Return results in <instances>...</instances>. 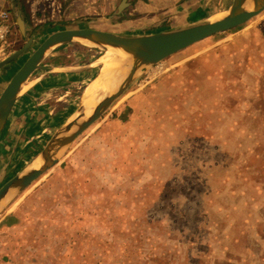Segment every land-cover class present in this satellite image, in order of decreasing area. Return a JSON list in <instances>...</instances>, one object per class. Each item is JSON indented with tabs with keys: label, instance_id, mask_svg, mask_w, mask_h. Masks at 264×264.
Wrapping results in <instances>:
<instances>
[{
	"label": "rangeland",
	"instance_id": "1",
	"mask_svg": "<svg viewBox=\"0 0 264 264\" xmlns=\"http://www.w3.org/2000/svg\"><path fill=\"white\" fill-rule=\"evenodd\" d=\"M205 1L209 7L210 2L215 6L210 10L214 11L212 14L225 10L230 3V0ZM8 26L7 46L0 59L10 56L25 44L10 14ZM41 30L30 28L28 34L35 36L31 47L3 68L5 81L0 85V92L10 80L9 74L16 71L45 40L44 30ZM56 30L60 28L53 27L48 31L54 33ZM243 31L244 28H238L195 44L192 53H187L190 50L177 53L137 79L72 144L59 163L14 200L13 208L16 209L23 207L31 198L27 207L35 209L47 222L38 226L42 228L43 225L41 240L34 227L15 234L11 240L9 234L0 232V264H217L211 261L213 257L201 254L204 247H212L216 231L211 227L216 222L217 210L223 214L225 209H253L247 190L257 199L255 209L259 214L255 218L254 234L264 239V125L259 126L256 121L264 122L263 118L241 119L240 123L248 131L237 133L236 129L241 128L237 127L232 112L240 107L237 96L241 87L237 79L231 78L237 69L244 71L245 63L242 66L238 56L230 52H226L227 56L220 54V45L230 42ZM72 45L89 50L90 55L94 51L79 44ZM57 49L43 60L42 66L50 69L72 62L73 66L84 63L79 50L73 52V47L66 48L71 53L67 50L63 54ZM95 54L98 56L100 52ZM218 67L223 68L220 71L229 80L226 89L218 86L215 77ZM98 69L97 66L80 77L49 75L39 71L30 77L33 81L52 78L48 79L47 89L30 84L25 91L26 94L36 93L34 102L29 106L36 114L30 113L29 120L25 117L21 119L19 132L10 138V148H5L3 157L0 155V187L20 172L65 122L67 115L52 117L45 114L44 107L49 100L62 96L66 89L69 93L67 97L72 100L68 112H74L84 88L95 78ZM64 84L68 86L64 88ZM37 93L40 96H36ZM47 94L49 100L45 102ZM183 108L188 109L185 110L188 116L182 114L176 119L174 115ZM131 112L134 117L129 123H124L123 119H130ZM147 113L151 116L154 113V126L159 128L154 137L131 157L129 154L138 143L133 139V148L125 150L120 143L125 140H121V133L126 131V127L137 131V127L145 122ZM191 119H195L192 122L196 123H191ZM184 120L189 126L181 134L182 141H188L195 147L201 143L204 146L212 143L219 153L210 149L183 151L179 147L174 152L172 143L178 137L168 136L164 131L167 124L183 123ZM49 122L51 124L46 126ZM144 124L151 125L148 119ZM199 124L205 134L198 129ZM228 126H235L234 130L230 132ZM247 149L252 151L246 154ZM175 154L185 157L178 165L174 163ZM206 155L213 163L210 164L212 169L208 170L210 174L205 181L201 180L205 182L206 189L202 204L204 220L198 223L201 229L191 232V229L184 228L183 209H170L159 202L169 199L180 188L169 181L175 178L180 167L183 173L194 178L198 173L199 158ZM106 156L110 162L106 163ZM214 172H220L227 178L223 187L218 184L223 179H217L216 174H211ZM119 175L127 176L128 181L122 180ZM253 178L254 186L251 185ZM48 179L50 193H58L63 198L58 204L50 194L37 193ZM243 191L246 195L242 194ZM165 206L166 209H159ZM162 213L164 220L158 219ZM169 221L172 222L166 224ZM240 223L238 218L236 224ZM199 239L208 244L202 247ZM191 241L192 245H187ZM223 242L222 248L226 249V241ZM26 245L32 253L24 252ZM257 258L262 263L264 252Z\"/></svg>",
	"mask_w": 264,
	"mask_h": 264
},
{
	"label": "crops",
	"instance_id": "2",
	"mask_svg": "<svg viewBox=\"0 0 264 264\" xmlns=\"http://www.w3.org/2000/svg\"><path fill=\"white\" fill-rule=\"evenodd\" d=\"M23 15L25 17V22L29 25L30 28L42 29L43 35L48 37L51 32L48 34H44L48 32L50 28H60V30L67 29H91V30H103V32H110L116 34H125V35H144V34H153L162 31H166L169 29H174L177 27H183L189 24H192L196 21H192L193 14L195 13H204L205 15H211L214 11H210L213 7V3L210 2L211 7H209V3L205 0H129V7L123 11L120 15L116 17H111L114 13L113 9H117L122 0H20ZM208 1V0H207ZM16 0H0V14L2 12H7L12 17L14 23V7ZM208 3V5H207ZM231 3V0H230ZM229 3V4H230ZM229 6V5H228ZM209 7V8H208ZM207 18H203L204 20ZM118 20V21H117ZM198 20V21H201ZM118 23L125 24V29H117L115 26ZM127 25V26H126ZM101 26V27H100ZM100 27V28H99ZM108 28V30H106ZM244 28V31L234 36L231 41H226L221 46V56H227L228 53H232L234 56L237 55L238 61L242 62V66L245 63L244 71L240 72L238 69L236 70V74L232 75L231 80L237 79L241 90L239 91V95L237 96V102L240 103V107L235 108L232 112V116L237 121V127H240L241 130L236 129L237 133H243L246 130L245 125L240 123L241 119H245L249 117L250 119H259L263 118L264 122V13L260 14L255 19H252L251 22L247 25H244L240 29ZM105 29V30H104ZM209 40V39H206ZM204 42V41H202ZM201 43V42H200ZM196 45H193L186 50H190L187 53H192V49ZM203 46V45H201ZM207 45L203 46L206 47ZM74 48L80 51L81 57L85 65L73 66L74 64L63 65L59 67L60 69H76L86 67L93 62L95 59L92 58L89 54V50H85L83 47L75 45H63L59 52L66 53V48ZM184 50V51H186ZM194 50V49H193ZM219 50V49H218ZM14 51V50H13ZM12 51V52H13ZM71 50H69V53ZM196 51V49H195ZM183 52V51H182ZM186 53V54H187ZM4 54V52H3ZM76 54V53H75ZM79 54V55H80ZM176 55V54H175ZM173 55V56H175ZM2 56V53H0ZM81 57L79 59H81ZM171 58V57H170ZM78 59V60H79ZM3 60L0 59V61ZM93 60V61H92ZM87 63V64H86ZM52 68H58L57 66H53ZM94 68H88L83 71H79L76 73H64V72H53L49 75L55 74L56 76H82V74H86L91 72ZM241 69L243 67H240ZM223 68L218 67L216 69L215 77L217 80L218 86H222V89H226L229 84V80L224 76ZM4 69L0 70V85L4 82V74L2 73ZM99 71V70H98ZM98 73V72H97ZM4 75V76H3ZM237 77V78H236ZM52 77L48 78L51 79ZM48 79H40L35 80L33 85L43 86L42 88L47 89ZM230 79V78H229ZM43 80V81H42ZM58 80V79H57ZM70 80V79H67ZM71 81V80H70ZM76 81V80H75ZM74 81V82H75ZM91 82V81H90ZM89 82V83H90ZM41 83V84H40ZM88 85V84H87ZM39 86V87H41ZM68 86V84H64L63 87ZM1 87V86H0ZM4 88V87H3ZM45 89H42L44 91ZM221 89V90H222ZM1 90V89H0ZM3 90V89H2ZM65 94L62 96L54 97V99L49 100V95L45 98V102L49 100L44 107V112L49 116H66V120L72 115L71 112H68L69 103L72 101L69 99L68 91L66 89L63 90ZM37 92V89H36ZM1 93V92H0ZM33 94V93H32ZM31 93L24 94L20 96L8 117L5 129L0 137V155L3 157V153L5 152V148H10V138L13 134H17L19 132L20 126L19 122L23 117L30 119V113L36 114L32 109H29L31 102H34V95ZM40 96L39 93H37ZM69 101V102H68ZM185 110L179 114L174 116L182 117V114L187 117ZM199 111V110H198ZM34 112V113H33ZM29 113V114H28ZM69 113V114H67ZM229 113V111H227ZM148 114V113H147ZM154 116V113H153ZM153 116L147 115L145 122L151 123L150 126L145 125L143 122L141 126L137 127V131H132V128L126 127L124 132L121 133V140L125 138L124 141L120 142L121 147L126 149L133 148L134 141L138 143L135 144L136 147L129 154V156H134L133 154L138 153L145 142L148 139H152L155 135L156 129L159 126H154ZM134 117L133 113H130V119H123L124 123H129ZM139 117V116H137ZM65 120V121H66ZM191 123H196L192 122ZM258 122L259 126L264 125L263 123ZM51 123L49 122L46 126H49ZM168 126L165 129V133L168 136L177 135L178 139L176 142L173 141L172 149L175 152L177 148H183V151L189 150H200L210 149L215 151V153H219V149L217 146H214L212 143H208V145H203L202 143L198 146L192 145L188 141H182L183 137L181 134L186 130L189 126L187 120H184L183 123H177L174 125L167 124ZM201 124H199L198 129H200ZM163 127V126H161ZM212 127V126H211ZM211 127H209L211 129ZM235 126H228V130L232 132ZM256 127V125H255ZM202 130L204 134L205 130ZM35 131V129H34ZM22 132V131H21ZM20 132V133H21ZM129 134L131 136H127ZM132 134L135 136L132 138ZM185 135V134H183ZM4 136V139H2ZM188 136L185 135V138ZM127 138V139H126ZM130 139V140H128ZM4 140L3 144L1 141ZM206 142V141H205ZM211 142V141H210ZM252 149H247L246 154H249ZM2 153V154H1ZM176 159L174 158L175 165L181 163L185 157H181L178 154H175ZM206 157V158H205ZM106 163L110 160L106 156ZM197 157H195L196 159ZM212 159L206 156H201L197 162L199 165L198 173L196 171V175L194 178L189 177L186 173H183L182 168L180 167L179 172L175 173L174 179H169L172 185H176L177 191L172 193V196L167 200H162L159 204H164L170 209H183L184 217L183 224L184 228L193 230L201 229V225L198 224L204 220V211H203V197L206 195L205 187V177L208 173L210 164H212ZM54 170V169H53ZM106 171V170H105ZM220 172H214L211 174H216L217 179H223V181L218 184H221L222 187L227 182V178L225 175L219 174ZM95 174V173H93ZM108 174V172H107ZM110 176V175H109ZM119 177H122V175ZM108 178V176H107ZM110 179L112 177L110 176ZM254 181L251 183L254 186ZM122 180L128 181L126 176L122 177ZM202 180V181H201ZM93 181V180H92ZM112 181V180H111ZM204 184V185H203ZM189 186V187H188ZM40 195L50 194L51 198L57 200V204L59 200H63L62 196L58 193H50L49 190V179L40 187L37 191ZM219 193V192H218ZM217 193V194H218ZM243 195H246L244 191ZM53 195V196H52ZM247 197L249 199V204H252L253 209H225V213L222 214L220 210H217L216 214V224L211 227L216 231V236L212 239L211 245L212 247L205 249L201 254L213 257L211 260L213 263L217 264H264V258L261 261L257 260V255H260L264 252V239L259 238L254 234V228L256 224V216L259 214L256 212L255 206L257 205L256 196L250 195L249 190H247ZM31 200L28 199L23 205V207L13 208V202L5 209V211L0 215V232L9 234L11 238L13 236L22 233L25 229L34 227L37 229V237L41 240L42 236V228L38 227L39 224H43V222H47L46 218H43L35 209L29 210L28 203ZM165 207L159 209H166ZM165 213V212H164ZM163 215L159 216L158 219L164 220ZM261 214V212H260ZM241 219L240 224H236V220ZM180 221V219H178ZM178 220H175L179 222ZM264 221V216H263ZM172 221L166 222L171 223ZM181 222V221H180ZM25 234V233H24ZM27 234V233H26ZM14 238V237H13ZM226 241L225 244L227 248H222L224 244L223 241ZM200 244L205 246L208 242H202L199 239ZM192 245V241L188 244ZM215 250V251H214ZM24 252L26 254L32 253L28 249V246H25ZM214 252V253H213ZM191 253V250H189ZM259 253V254H258ZM201 256V255H200Z\"/></svg>",
	"mask_w": 264,
	"mask_h": 264
},
{
	"label": "water",
	"instance_id": "3",
	"mask_svg": "<svg viewBox=\"0 0 264 264\" xmlns=\"http://www.w3.org/2000/svg\"><path fill=\"white\" fill-rule=\"evenodd\" d=\"M16 1L15 25L25 44L20 50L0 61V70L21 57L31 47L35 37L28 34L29 25L25 22L21 1ZM128 7L129 0H122L111 17L120 15ZM263 12L264 0H231L229 6L216 17L154 34L125 35L91 29H67L51 33L23 62L1 91L0 135L23 86L35 72L75 73L96 67L93 62L79 69H48L42 66V62L45 59L44 55L49 51L48 54L67 44H79L101 50L97 47L100 41L105 47H110L114 55L111 70L120 76L121 82L98 101L89 119L83 117L81 95L76 110L55 131L43 149L20 172L0 187V215L19 195L59 163L72 144L144 73L195 44L240 28ZM99 74L100 70L91 82L96 81Z\"/></svg>",
	"mask_w": 264,
	"mask_h": 264
},
{
	"label": "bare ground",
	"instance_id": "4",
	"mask_svg": "<svg viewBox=\"0 0 264 264\" xmlns=\"http://www.w3.org/2000/svg\"><path fill=\"white\" fill-rule=\"evenodd\" d=\"M221 12L222 11L216 12V14H211V15H205L204 13H199L198 12V13L193 14L192 21L199 22L198 20H201L203 18H207V19L210 18L211 19L213 17H216ZM258 16H260V14ZM258 16L254 17L253 19L257 18ZM201 21H203V20H201ZM196 22H194V23H196ZM247 24H245V25H247ZM123 26H125V24H122V23H118L117 22V25L115 26V28H117V29H125V27H123ZM243 26H241V27H243ZM106 30H108V28ZM56 31H60V30H56ZM100 31L103 32V30H100ZM46 33L48 34L49 31L48 32H45V34ZM97 47L100 48L101 50L92 51V53H91L90 56H92V58L95 59V65H96V67L98 66V68H100V69H98V70H100L99 78L96 81L91 82L87 86V89L84 92H82L83 94H81L82 95V103H83V117L85 119H89V117L92 115V110L94 109L95 105H97L98 101L107 92L111 91L115 86H117L119 84V82H121L120 76L117 75L116 73H112V70H111V69H113V62H114L113 61L114 60L113 58H114V55H113L112 51L110 50V47H105L104 45H102V43H100V41L97 43ZM49 52H47L44 55L43 59L47 57L46 55H49L48 54ZM99 52H100V54H99L100 56L99 55L96 56L95 53H99ZM2 55H3V53H2ZM93 55H95V56H93ZM19 67L16 69V71L19 69ZM16 71H13L11 74H9L10 78L13 76V74ZM33 83H34L33 80H31V79L27 80V82L23 86V89L21 90L20 96L24 95L27 87L30 84H33Z\"/></svg>",
	"mask_w": 264,
	"mask_h": 264
},
{
	"label": "built area",
	"instance_id": "5",
	"mask_svg": "<svg viewBox=\"0 0 264 264\" xmlns=\"http://www.w3.org/2000/svg\"><path fill=\"white\" fill-rule=\"evenodd\" d=\"M8 18L9 14L7 12H2L0 14V53H3L7 46V37L10 31Z\"/></svg>",
	"mask_w": 264,
	"mask_h": 264
},
{
	"label": "trees",
	"instance_id": "6",
	"mask_svg": "<svg viewBox=\"0 0 264 264\" xmlns=\"http://www.w3.org/2000/svg\"><path fill=\"white\" fill-rule=\"evenodd\" d=\"M94 51H98L97 49H93Z\"/></svg>",
	"mask_w": 264,
	"mask_h": 264
},
{
	"label": "flooded vegetation",
	"instance_id": "7",
	"mask_svg": "<svg viewBox=\"0 0 264 264\" xmlns=\"http://www.w3.org/2000/svg\"><path fill=\"white\" fill-rule=\"evenodd\" d=\"M3 132V131H2ZM1 135H2V133H1ZM1 135H0V137H1Z\"/></svg>",
	"mask_w": 264,
	"mask_h": 264
}]
</instances>
